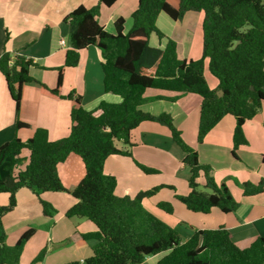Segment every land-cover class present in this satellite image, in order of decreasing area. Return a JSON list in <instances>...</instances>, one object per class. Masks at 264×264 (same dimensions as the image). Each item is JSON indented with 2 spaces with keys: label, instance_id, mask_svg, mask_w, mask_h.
Instances as JSON below:
<instances>
[{
  "label": "trees",
  "instance_id": "trees-1",
  "mask_svg": "<svg viewBox=\"0 0 264 264\" xmlns=\"http://www.w3.org/2000/svg\"><path fill=\"white\" fill-rule=\"evenodd\" d=\"M117 1L99 0L100 5L90 8L79 6L65 18L71 25L70 48L64 67L58 69L54 89L30 74L32 67H40L33 58L8 51L0 57V73L17 112L23 86L32 82L40 85V93L45 97L75 101L70 115L72 125L65 138L51 141L48 130L38 128L26 141L16 136L0 146V174L5 175L0 182V194L9 195L8 205L0 207V264H19L36 231L30 228L15 245L6 244L3 219L15 209L16 195L22 188L30 189L38 197L46 217H53L57 211L42 198V193L66 192L77 200L66 217L84 218L97 227L94 232L79 234L81 242H95L93 254L84 260L85 264H143L155 255H162L156 264H264V237L244 249L234 243L225 228L196 230L189 239H184L176 228L143 203L162 188L176 190L174 186L158 185L134 197L118 196L116 177L104 172L110 156L132 157L127 148L133 146L131 133L140 124L159 123L169 129L174 142L185 153L183 163L190 170V193L176 194V198L193 213L208 214L218 208L229 214L238 209L240 204L229 188L215 180L211 166L200 162L198 151L184 139L173 117L168 113L144 112L142 106L148 101L145 97L148 90L199 95L202 103L198 142L203 143L224 117L233 116L236 155L235 150L248 144L243 130L245 123L258 115L264 103V0H138L131 29L125 32V19L121 17L115 22V33H110L99 22L101 5L109 8ZM190 11L203 16L200 59H181L177 42L172 38H167L164 49L150 45L153 34L160 41L166 38L157 25L160 13L181 21ZM88 47L100 49L104 59V89L119 96L120 103L103 101L86 110L80 97L62 94L66 68L78 66L80 51ZM206 68L217 79L216 88L209 85ZM28 127L21 120L16 123L17 131ZM120 143L125 147H120ZM25 151L28 157L22 155ZM72 155L82 159L86 173L78 183L66 187L59 165ZM134 162L145 174L159 172L137 160ZM24 165V169L16 172ZM200 178L205 181L203 190ZM243 189L246 197L264 193V178L259 183H244ZM158 208L168 214L174 212L169 202L159 203Z\"/></svg>",
  "mask_w": 264,
  "mask_h": 264
},
{
  "label": "crops",
  "instance_id": "crops-1",
  "mask_svg": "<svg viewBox=\"0 0 264 264\" xmlns=\"http://www.w3.org/2000/svg\"><path fill=\"white\" fill-rule=\"evenodd\" d=\"M98 5L99 0H0V57L4 51H8L33 58L40 67H32L30 74L38 82L54 89L57 86L58 69L64 67L66 52L70 48L71 25L65 18L79 6L90 8ZM137 7L138 0H118L109 8L101 5L99 22L108 32L115 33V22L122 17L125 19V32H128L132 27V14ZM202 19L201 13L190 11L183 20L174 21L162 12L158 16L157 25L166 38L160 41L153 34L150 45L164 49L167 38H172L177 42L178 55L181 59L198 60L203 53ZM62 40H66L69 46H62ZM103 61L102 53L97 47L81 50L78 66L65 70L62 94L68 96L74 93L75 97L81 98V104L86 110L94 109L103 101L120 103L119 96L107 93L104 89ZM207 81L209 83L208 79ZM211 82L210 86L216 88L218 81ZM145 95L148 96V101L142 106V110L154 115L170 114L175 125L182 131L184 139L198 151L200 162L211 166L212 176L218 183L229 188L240 205L235 212L229 214L221 212L218 208L212 209L208 214L183 211L177 215L176 212L167 214L160 211L157 204L161 201L172 202L176 208L181 207L175 202L179 201L176 194L190 193L188 183L190 170L183 163L185 153L174 142L169 129L155 122H143L131 133L133 146L127 149L132 157L112 155L106 160L104 172L116 177L118 182L116 194L134 197L141 191L161 184L175 186L176 190H172V199L159 201L150 198L143 203L151 212L157 209L154 214L176 228L184 239H189L196 230L225 228L234 243L244 249L259 237H264V193L246 197L243 189L244 183H259L264 178V103L258 115L244 125L243 130L248 144L235 150L234 155L233 135L236 120L233 116L224 117L208 133L203 143H199L198 129L202 103L199 95L190 93L178 95L159 90H148ZM170 98L176 100L170 101ZM74 105V100H53L43 96L40 93V85L32 82L23 86L21 107L17 112L5 78L0 73V146L16 136L26 141L38 128L48 130L51 141L65 138L72 125L70 115ZM18 120L27 123L29 127L17 131ZM119 146L125 147L122 143ZM22 155L28 157L29 154L25 151ZM134 160L159 172H169L173 178L184 180L183 189L176 185L175 179L159 183L157 177H153L162 173L145 174ZM24 167L25 165L16 169V172ZM85 173L82 159L75 155L59 165V174L66 187L78 183ZM0 179L3 181L5 175L0 174ZM199 184L204 186L203 178L199 179ZM56 194L59 193H43L42 197L45 200L59 208L58 214L46 217L38 197L30 189L22 188L16 195L15 209L3 219L5 231L9 234L8 224L11 221L20 219L17 223L20 229L31 222L45 225L47 220L51 219L53 225L45 242L51 255L45 260V264L84 261L92 256V245L95 242L83 243L79 234L94 232L97 227L84 218L66 217L67 211L77 200L72 196L65 198ZM60 202L64 205L62 206ZM8 203L9 195H0V207ZM161 256L148 257L143 264H156Z\"/></svg>",
  "mask_w": 264,
  "mask_h": 264
},
{
  "label": "rangeland",
  "instance_id": "rangeland-1",
  "mask_svg": "<svg viewBox=\"0 0 264 264\" xmlns=\"http://www.w3.org/2000/svg\"><path fill=\"white\" fill-rule=\"evenodd\" d=\"M205 76L209 80V85L212 84V82H211L212 80H214V82L217 81L216 78L213 75H211V73L208 71V69H206ZM145 97L148 98L147 95H145ZM159 173H162V174H159ZM157 174H159V175H154L153 178L157 177L156 180L159 183H166L169 179H175L176 185L179 188H181V190L183 189L182 184H185L184 183V180H179L178 178H173L172 175L169 172H165V171L164 172H158ZM0 181H1V179H0ZM203 189L204 188L201 186V190H203ZM48 194H54V193H48ZM172 194H173L172 189L166 187V188H162L151 199L152 200L159 199V201L160 200H169V199H172ZM0 195H2V194H0ZM56 195L57 196H61L62 195V196H65V198H67V196H68L69 198H71V195L67 194L66 192H61V193L56 194ZM41 196H43V193H42ZM175 202H176L177 206H181V207H179L180 209L179 208H176L175 204H172V202H171V204L173 206V209H174V212H176L177 215L182 214L183 211H185V212H191V211H187V208L182 203H180L179 201L178 202L175 201ZM64 203H66V202H64ZM60 204L62 206L64 205L63 202H60ZM158 204H157V208H158ZM55 209H56L57 212L54 214V216L56 214H58V209L59 208H56L55 207ZM159 210L160 211H163L161 209H159ZM152 211H153V213H156L157 212V209H153ZM163 212H165V211H163ZM191 213H193V212H191ZM10 214L11 213H9V215ZM19 220L11 221L8 224L9 225L10 232H9V234H7L6 244L9 245V246L15 245L17 243V241L21 238V236L24 234V232L26 230H28L30 228H34L36 230L35 231V233H36L35 234V237L33 239H31V241L27 244V246H25L26 249H25L24 254H23V257L21 259V264H45V260L48 258V256L51 255L50 253H48L47 247L45 246V244H46L45 242H46V237L48 236V233H49V231L52 228L53 221H50L51 219H48L47 220V223L45 225H40V224H38L36 222H31V224H26L25 226H22L20 229H18L17 223L19 222ZM11 228H12V230H11ZM31 258H32V260H31Z\"/></svg>",
  "mask_w": 264,
  "mask_h": 264
},
{
  "label": "built area",
  "instance_id": "built-area-1",
  "mask_svg": "<svg viewBox=\"0 0 264 264\" xmlns=\"http://www.w3.org/2000/svg\"><path fill=\"white\" fill-rule=\"evenodd\" d=\"M61 45L64 46V47H68L69 46V44L66 42V40H62L61 41ZM81 264H85V262L84 261H81Z\"/></svg>",
  "mask_w": 264,
  "mask_h": 264
},
{
  "label": "water",
  "instance_id": "water-1",
  "mask_svg": "<svg viewBox=\"0 0 264 264\" xmlns=\"http://www.w3.org/2000/svg\"><path fill=\"white\" fill-rule=\"evenodd\" d=\"M253 89V88H252Z\"/></svg>",
  "mask_w": 264,
  "mask_h": 264
}]
</instances>
